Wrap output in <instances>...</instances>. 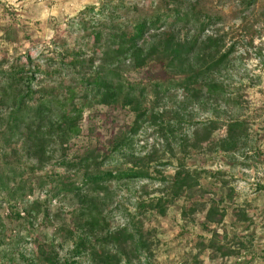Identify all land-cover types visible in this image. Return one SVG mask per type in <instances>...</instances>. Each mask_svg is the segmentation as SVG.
<instances>
[{"label": "rangeland", "instance_id": "obj_1", "mask_svg": "<svg viewBox=\"0 0 264 264\" xmlns=\"http://www.w3.org/2000/svg\"><path fill=\"white\" fill-rule=\"evenodd\" d=\"M100 1L0 0V59L5 56L12 61L21 56L26 61L28 55L34 65L44 70L47 59L54 57L52 50L58 52L53 41L68 40V21ZM241 1L202 0L204 11L220 16V23L207 34L222 37L225 49L232 47L230 63L215 75L227 87L228 104L186 103L183 93L173 89L167 98L157 101L153 86H172L179 78L169 75L156 62L139 70L126 63L122 68L124 79L144 87V107L162 114L163 124L156 127L144 123L131 145L114 152L113 138L119 132L129 136L134 114L120 104L92 103L83 112L80 136L69 142L64 157L57 151L43 171L31 172L33 163L23 156L4 159L8 148L0 142V169L6 173L11 169L24 170L23 179H33L62 175V161H77L88 152L100 156L101 171L131 168L135 159L150 156V179L113 182L109 187L111 226L139 221L144 239L150 245L151 257L132 259L131 264H264V0H258L244 15L239 12ZM67 42L72 45L70 40ZM234 100L237 105L232 103ZM231 121L244 123L245 140L234 151L219 149L217 143L225 135V124ZM208 122H216L210 138L200 140L194 147V133ZM166 127L171 132L160 130ZM14 148L18 150L19 144ZM180 164L189 172L199 173L198 186L167 204L163 216L139 208L140 202L147 204L157 198H170L167 184ZM46 191L36 190L16 203H7L0 194V219L4 226L0 233V264H11L10 256L14 258L12 264H46L37 251L44 242H54L59 258H67L69 243L62 242L60 235H53L57 223L46 227L38 218L31 232L26 221L14 216L17 212L26 218L25 209L38 200L46 201L51 214L61 212L69 221L68 212L75 207L74 202L70 197L54 198ZM212 203L224 215L218 223H206ZM38 229L42 234L37 233ZM20 237H25V243L14 247L13 242ZM212 239L214 248L210 249ZM215 247H221L226 255ZM16 249L18 254L9 255Z\"/></svg>", "mask_w": 264, "mask_h": 264}, {"label": "trees", "instance_id": "obj_2", "mask_svg": "<svg viewBox=\"0 0 264 264\" xmlns=\"http://www.w3.org/2000/svg\"><path fill=\"white\" fill-rule=\"evenodd\" d=\"M257 1L242 0L240 14L249 12ZM219 23L218 14L203 10L202 0H101L68 21V40L56 38L53 41L54 50L58 52L52 50L54 57L47 59L44 70L34 65L28 55L26 61L21 56L12 61L3 56L0 59V142L8 148L3 158L23 156L33 163L29 168L31 172L43 171L57 151L64 157L69 142L80 136L83 112L92 103L120 104L134 114L129 136L119 132L113 138L114 152L131 145L144 123L156 127L163 124L162 114L144 107V87L124 79L122 68L126 63L139 70L156 62L169 75L179 78L172 86H153L157 101L167 98L173 89L183 93L186 103L228 104L227 87L215 75L230 63L232 47L225 49L222 37L207 34ZM69 40L72 45L68 44ZM232 103L237 105L236 100ZM215 125L216 122H208L196 131L193 146L200 140L208 141ZM170 129L160 130L171 132ZM225 129L217 146L234 151L244 142L246 127L241 121H231L225 124ZM18 144L16 150L14 147ZM149 157L135 159L131 168L101 171L100 156L88 152L77 161H62V175L34 176L33 179H23L24 170L11 169L6 173L0 169V194L7 203H16L36 190L47 189V194L51 193L54 198L70 197L74 202L75 207L68 212L69 221L61 212L51 214L46 201L34 200L25 209L26 218H21L11 206L15 219L26 221L31 232L38 218L46 227L57 223L54 237L60 235L62 242L69 243L67 258L63 260L55 252L54 242L39 245L37 251L42 262L131 264L132 259L138 260L141 256L149 259L150 245L144 239L139 221L111 226L109 187L113 182L150 179ZM199 176L180 164L167 184L170 198H157L147 204L140 202L138 207L163 216L167 204L198 186ZM223 216L212 203L206 213V223H218ZM3 228L0 219V233ZM37 233H41L39 229ZM13 243L18 247L25 243V237ZM208 248H214L213 239ZM215 249L222 251L221 247ZM224 253L222 251L226 255ZM16 254L18 249L9 255ZM9 258L12 264L14 258Z\"/></svg>", "mask_w": 264, "mask_h": 264}]
</instances>
